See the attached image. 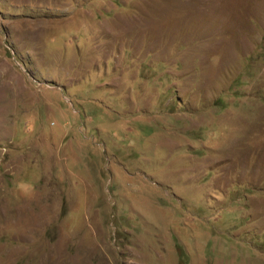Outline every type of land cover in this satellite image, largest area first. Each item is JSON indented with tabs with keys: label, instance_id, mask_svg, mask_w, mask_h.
Wrapping results in <instances>:
<instances>
[{
	"label": "rangeland",
	"instance_id": "rangeland-1",
	"mask_svg": "<svg viewBox=\"0 0 264 264\" xmlns=\"http://www.w3.org/2000/svg\"><path fill=\"white\" fill-rule=\"evenodd\" d=\"M0 264H264V0H0Z\"/></svg>",
	"mask_w": 264,
	"mask_h": 264
}]
</instances>
